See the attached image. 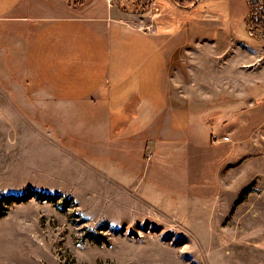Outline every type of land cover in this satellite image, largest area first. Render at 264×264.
<instances>
[{
    "label": "rangeland",
    "instance_id": "rangeland-1",
    "mask_svg": "<svg viewBox=\"0 0 264 264\" xmlns=\"http://www.w3.org/2000/svg\"><path fill=\"white\" fill-rule=\"evenodd\" d=\"M117 1L135 12L145 4ZM145 1L150 14L133 23L166 32L150 45L158 68L139 89L154 87L160 111L120 118L143 136L123 156L78 150L73 165L42 143L19 144L20 120L0 96V264H264L260 12L248 0ZM109 159L138 176L117 179Z\"/></svg>",
    "mask_w": 264,
    "mask_h": 264
},
{
    "label": "crops",
    "instance_id": "crops-1",
    "mask_svg": "<svg viewBox=\"0 0 264 264\" xmlns=\"http://www.w3.org/2000/svg\"><path fill=\"white\" fill-rule=\"evenodd\" d=\"M106 1L0 0V85L9 91L0 96L1 101L10 96V110L20 120L22 127L15 122L19 144L42 143L57 151L51 156L65 154L68 163L79 165L70 160L78 158V150L96 159L104 150L123 156L143 140L141 131L128 133L127 121L120 118L160 111L154 87L153 95H142L139 87H148L149 71L158 68L160 51L150 52V45L166 31L159 22L150 30L133 23L150 9L135 12L117 0L112 6ZM235 41L227 44L228 56ZM136 147L143 149V141ZM109 163L121 181L138 176L135 166ZM75 174L60 172L70 178Z\"/></svg>",
    "mask_w": 264,
    "mask_h": 264
},
{
    "label": "trees",
    "instance_id": "trees-1",
    "mask_svg": "<svg viewBox=\"0 0 264 264\" xmlns=\"http://www.w3.org/2000/svg\"><path fill=\"white\" fill-rule=\"evenodd\" d=\"M125 1H127V0H125ZM194 1H196V0H194ZM144 3L145 4H143V6H142L143 8L140 9L141 11H147L152 5V1H145L144 0ZM263 6H264V0H259V2H257V3H250V8H251L250 10H253V11L256 10V11L260 12V15H259L260 18H255V19L257 20V22L260 21L261 22L260 24H262V26H263L261 28V30H262L261 32H264V22H263L264 12H262ZM123 7H125V5ZM12 199H13V201H20L21 197H16V198L12 197ZM0 215H3V214L0 213Z\"/></svg>",
    "mask_w": 264,
    "mask_h": 264
},
{
    "label": "built area",
    "instance_id": "built-area-1",
    "mask_svg": "<svg viewBox=\"0 0 264 264\" xmlns=\"http://www.w3.org/2000/svg\"><path fill=\"white\" fill-rule=\"evenodd\" d=\"M109 1V4L112 6L113 4H115V2H116V0H108ZM248 1H251L252 3H257V2H259V0H248ZM252 15H257V12H255L254 14H252ZM263 22H264V17H263ZM256 32H259V31H257V28H254L253 26H251L250 27V29H249V34L251 35V36H255L257 33ZM261 32V31H260ZM213 138H214V140H218L219 142H221V141H223V142H227V141H231V137L230 136H228V135H226V136H223V137H221L222 138V140H220V138L219 137H217V135H214L213 136Z\"/></svg>",
    "mask_w": 264,
    "mask_h": 264
},
{
    "label": "bare ground",
    "instance_id": "bare-ground-1",
    "mask_svg": "<svg viewBox=\"0 0 264 264\" xmlns=\"http://www.w3.org/2000/svg\"><path fill=\"white\" fill-rule=\"evenodd\" d=\"M160 222V221H159ZM171 227V226H170Z\"/></svg>",
    "mask_w": 264,
    "mask_h": 264
}]
</instances>
